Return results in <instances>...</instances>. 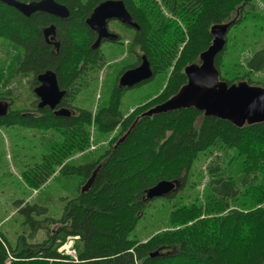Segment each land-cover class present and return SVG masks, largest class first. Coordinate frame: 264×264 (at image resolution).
<instances>
[{
  "label": "trees",
  "instance_id": "1",
  "mask_svg": "<svg viewBox=\"0 0 264 264\" xmlns=\"http://www.w3.org/2000/svg\"><path fill=\"white\" fill-rule=\"evenodd\" d=\"M55 1L66 5L68 17L57 18L44 12L25 17L0 2V37L20 49L14 63L16 73L35 75L46 69L56 72L59 86L65 90L61 105L70 114L56 115L48 108L23 114L9 108L7 114L0 116V126L17 124L59 132L60 141L48 147L29 172V185L33 187L44 184L63 158L89 144L91 125L103 133L119 128L121 136L95 161L78 167L62 165L60 173L87 177L86 181L95 173L90 187L83 192L80 188L75 197L66 201L58 220L61 225L52 234L47 231L49 237L43 242L18 241L12 248L6 245L2 234L0 264H264V206L246 212L234 208L222 214L239 189L231 176L221 177L215 171L202 194L204 202L197 198L170 213L171 224L189 225L160 231L141 243L129 236L152 200L145 198L146 189L159 180L185 175L197 154L217 142L242 157L241 186L245 194H254L256 200L264 202V122L237 127L206 117L193 108L142 116L149 109L143 106L137 108V113L124 116L119 108L118 88L95 111L72 107L71 99L81 89L83 80L95 75L103 63L99 50L90 48L94 34L84 22L102 0ZM241 1L245 4L247 0H159L165 10L182 20L179 24L165 19L147 0H123L139 29L134 30L128 47L133 63H126L119 71L138 64V50L149 60L153 76L171 66L172 73L162 91L149 101L152 107L163 102L186 82L184 67L199 62V54L212 38L211 25L226 22L230 13L241 9ZM240 17L236 15L233 21ZM51 23L56 25L57 51L42 36V30ZM182 38L187 39L185 44ZM221 52L215 58L219 79L234 83L236 79L221 74ZM247 67L251 71L264 69L263 48L251 55ZM32 106L35 108V103ZM123 136V141L118 142ZM99 159L102 162L96 163ZM245 218L252 224L248 232L242 226ZM52 221L55 220L32 221V233L47 230ZM71 235L78 236L77 261L56 248L57 240L60 244ZM9 251L12 260L6 262ZM155 251L158 254L150 256Z\"/></svg>",
  "mask_w": 264,
  "mask_h": 264
},
{
  "label": "rangeland",
  "instance_id": "2",
  "mask_svg": "<svg viewBox=\"0 0 264 264\" xmlns=\"http://www.w3.org/2000/svg\"><path fill=\"white\" fill-rule=\"evenodd\" d=\"M139 1L135 0V2ZM147 1L160 10L165 19L175 20L179 24L182 21L171 11L165 10L159 0ZM242 2L241 9H237L233 14L230 13L225 19L228 22V20L233 21L236 15L241 16L237 22L233 21V26L226 34V43L219 58L220 71L224 77L236 79L235 83L246 81L251 85L264 87V69L251 71L247 67V61L251 55L256 50L264 49V0H247L245 4ZM182 27L186 33L183 22ZM108 28L117 33L121 40L114 43L105 42L100 48L98 47L99 54L103 57L102 66L95 75L83 80V88L79 82L77 83L76 86L78 87L79 84L81 89L74 95L73 100L71 99L72 107L95 111L104 106L109 95L117 89L118 78L123 72L119 70L126 63H133L128 50L133 30L117 22H110ZM186 41V38L183 39L184 44ZM211 41L212 38L210 43ZM19 53L20 49L16 45L0 37V75H3V78L0 77V96L7 102H12L11 112L35 113L32 106L35 103L32 73L23 75L14 71V63ZM142 55H144L142 51L138 50V58ZM163 70L149 80L121 89L119 108L122 115L131 116L138 112L139 107L146 106L147 109L152 107L149 101L162 91L173 69L171 66H165ZM89 129V144L83 150L63 158L62 163L55 166L53 175L44 184L33 187L29 185L31 182L28 180L29 172H32L31 168L34 164L41 161L48 147L60 141L59 132L51 129L28 128L17 124L0 126V236L3 234L7 246L14 248L18 241L27 244L41 243L49 237L47 231H50V234L55 232L61 225L58 220L62 217L66 201L77 195L87 179L73 173H60L62 165L78 167L95 161L105 151L110 150L121 136L118 132L119 128H113L105 133L96 132L92 125ZM241 160L242 157L238 158L233 149L219 142L200 151L189 171L185 175H180L182 185L170 193L173 194L172 196L166 195L152 199L129 236L141 243L160 231L179 229L189 225V222L171 224L170 213L174 208L178 210L182 206H188L197 198L204 202L202 194L215 172L221 177L231 176L237 190L239 189V193L228 201L229 208L222 214L234 208L246 212L255 211L264 206V202L256 200L254 194H245V189L241 186ZM100 162L102 159L96 163ZM45 218L57 221L49 222L47 230L39 229L32 233L31 222ZM242 224L247 232L252 228V224L246 218ZM77 240L73 239L72 246L69 248L70 252L75 251V256ZM67 241L68 238H65L59 244L57 240L56 248L58 249L59 246L61 248ZM64 252L69 253L64 249L61 254H65ZM69 254L68 256H72L71 253ZM10 260L12 255L9 251L6 262Z\"/></svg>",
  "mask_w": 264,
  "mask_h": 264
},
{
  "label": "water",
  "instance_id": "3",
  "mask_svg": "<svg viewBox=\"0 0 264 264\" xmlns=\"http://www.w3.org/2000/svg\"><path fill=\"white\" fill-rule=\"evenodd\" d=\"M1 3L13 7L25 17L35 12H44L57 18L69 16L66 5L55 0H0ZM115 18L122 24L139 29L138 24L126 9L122 0H104L93 7L85 19L87 27L96 33V39L91 44V49H97L102 39L114 41L117 34L107 29V20ZM233 21L214 23L210 27L211 43L199 54V62L191 63L184 67L183 72L186 82L175 94L163 102L143 112L142 116L165 113L181 108H193L206 117H214L231 124L242 127L264 122V87L251 85L246 81L227 83L219 79V71L215 65L216 56L222 51L226 43V34ZM45 39L50 38L55 46H58L56 38V26L50 24L42 30ZM153 70L145 55L140 57L138 65L124 70L118 78V88L132 87L153 77ZM39 85L34 89L39 99L38 106H47L56 115L68 116L69 109L55 107L60 103L65 90L60 89L56 73L46 69L37 77ZM9 102L0 100V116L8 113ZM124 136L118 142L123 141ZM117 142V143H118ZM99 166H97L98 169ZM95 173L81 187V192L87 190ZM179 178L172 180L162 179L146 189L145 198L153 199L166 196L177 190L182 182ZM158 251L150 253L155 256Z\"/></svg>",
  "mask_w": 264,
  "mask_h": 264
},
{
  "label": "flooded vegetation",
  "instance_id": "4",
  "mask_svg": "<svg viewBox=\"0 0 264 264\" xmlns=\"http://www.w3.org/2000/svg\"><path fill=\"white\" fill-rule=\"evenodd\" d=\"M102 1H104V0H102ZM101 2V1H100ZM99 2V3H100ZM125 4V3H124ZM97 5V4H96ZM126 7V6H125ZM127 9V8H126ZM128 10V9H127ZM86 19V18H85ZM85 19H84V22H85ZM110 22H117V23H119L121 26H123V27H125V28H129V29H131V30H133V32H134V30H137V29H135L133 26H130V25H127V24H122V23H120L119 21H117V19H115V18H112V19H108L107 20V29L109 30V28H108V24L110 23ZM52 24V23H51ZM54 24V23H53ZM55 25V24H54ZM56 26V25H55ZM90 30V29H89ZM92 31V30H91ZM110 32H112V33H115V32H113V31H111V30H109ZM93 32V34H94V36H93V41H92V43L94 42V40L96 39V33L94 32V31H92ZM115 34H117V33H115ZM42 36H43V33H42ZM43 39H44V41H45V43L47 44V45H49L52 49L54 48L56 51L58 50V47H59V43H58V46H55L53 43H52V41L50 40V38H48V39H45L44 38V36H43ZM121 40V38H120V36L117 34V39L116 40H114V41H110V40H107V39H102L101 40V42H100V45H99V48H100V46L103 44V43H105V42H119ZM51 42V43H50ZM59 42V41H58ZM91 43V44H92ZM99 48H97V50L99 49ZM139 62H140V60H139ZM139 62H138V64H139ZM137 64V65H138ZM136 66V65H135ZM45 71V70H44ZM44 71H42V72H44ZM54 71V70H53ZM42 72H40V73H42ZM55 72V71H54ZM40 73H38V74H35V75H32V77H33V84H34V87H33V91H34V89L39 85V83H38V80H37V77H38V75L40 74ZM56 73V72H55ZM56 77H57V74H56ZM58 85H59V83H58ZM60 87V86H59ZM117 88H118V86H117ZM124 88H130V87H124ZM124 88H118V89H124ZM60 89H62V90H64L63 88H61L60 87ZM34 93V92H33ZM34 97H35V108H34V110L35 111H37V110H44V108H48L49 109V107H47V106H44V107H39L38 106V103H39V99H38V97L35 95V93H34ZM64 97V96H63ZM0 100H6V99H0ZM7 101V100H6ZM10 103V102H9ZM60 107H63L62 105H61V101H60V103L55 107V109H59ZM49 110H51V109H49ZM54 110V109H53ZM53 110H51L52 112H53ZM31 114H33V112H31Z\"/></svg>",
  "mask_w": 264,
  "mask_h": 264
},
{
  "label": "built area",
  "instance_id": "5",
  "mask_svg": "<svg viewBox=\"0 0 264 264\" xmlns=\"http://www.w3.org/2000/svg\"><path fill=\"white\" fill-rule=\"evenodd\" d=\"M72 238H75V239H76L77 236L69 237L67 243L64 244V245H62L61 248L59 247V248H58V251L62 253V250L66 249L69 253H71L70 250H69V247H70V245H71V243H72V240H71ZM64 253H65V252H64ZM71 254L73 255V258L76 260V257H75V255H74V253H71Z\"/></svg>",
  "mask_w": 264,
  "mask_h": 264
},
{
  "label": "bare ground",
  "instance_id": "6",
  "mask_svg": "<svg viewBox=\"0 0 264 264\" xmlns=\"http://www.w3.org/2000/svg\"><path fill=\"white\" fill-rule=\"evenodd\" d=\"M51 43V42H50Z\"/></svg>",
  "mask_w": 264,
  "mask_h": 264
}]
</instances>
